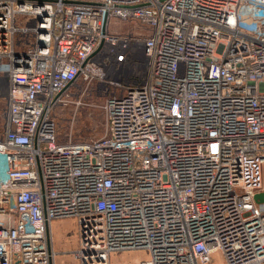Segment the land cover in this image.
Masks as SVG:
<instances>
[{
  "label": "built area",
  "instance_id": "built-area-1",
  "mask_svg": "<svg viewBox=\"0 0 264 264\" xmlns=\"http://www.w3.org/2000/svg\"><path fill=\"white\" fill-rule=\"evenodd\" d=\"M263 165L264 0H0V264H264Z\"/></svg>",
  "mask_w": 264,
  "mask_h": 264
},
{
  "label": "rangeland",
  "instance_id": "rangeland-1",
  "mask_svg": "<svg viewBox=\"0 0 264 264\" xmlns=\"http://www.w3.org/2000/svg\"><path fill=\"white\" fill-rule=\"evenodd\" d=\"M73 115L74 109L71 107L60 108L56 111L55 118L58 126L59 140L61 142L69 141L70 137L74 141L98 139L104 134L103 113L100 108H83L78 111L75 116L74 127L71 128ZM62 230L70 233L75 239L76 248L73 251L74 253L79 247V233L76 221L74 219H65L57 223L54 222L51 226V232L54 237ZM148 258L149 254L147 251H126L112 254L110 264H139L140 261L147 260ZM209 264H225L221 252L215 251L212 254V261Z\"/></svg>",
  "mask_w": 264,
  "mask_h": 264
},
{
  "label": "crops",
  "instance_id": "crops-1",
  "mask_svg": "<svg viewBox=\"0 0 264 264\" xmlns=\"http://www.w3.org/2000/svg\"><path fill=\"white\" fill-rule=\"evenodd\" d=\"M60 221L55 220L54 222L57 223ZM53 245L56 252L54 264H80L73 255V251L76 248V241L70 233L65 232V230L58 232L57 236H53Z\"/></svg>",
  "mask_w": 264,
  "mask_h": 264
},
{
  "label": "water",
  "instance_id": "water-1",
  "mask_svg": "<svg viewBox=\"0 0 264 264\" xmlns=\"http://www.w3.org/2000/svg\"><path fill=\"white\" fill-rule=\"evenodd\" d=\"M255 199H256L257 201L264 202V194L257 195V196L255 197Z\"/></svg>",
  "mask_w": 264,
  "mask_h": 264
}]
</instances>
